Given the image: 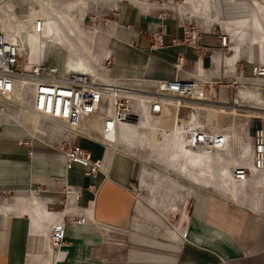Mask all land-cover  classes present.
I'll use <instances>...</instances> for the list:
<instances>
[{
    "label": "crops",
    "instance_id": "crops-1",
    "mask_svg": "<svg viewBox=\"0 0 264 264\" xmlns=\"http://www.w3.org/2000/svg\"><path fill=\"white\" fill-rule=\"evenodd\" d=\"M5 6L16 31L3 33L24 47L25 69L54 65L62 75L79 58L104 79L144 87L199 79L210 105L237 107L252 145L264 121V84L246 81L253 65L264 63V0H48L51 12L40 33L32 22L15 24L11 3ZM191 31L203 51L183 41ZM222 35L229 39L224 47ZM179 56L184 65L176 72ZM30 92L21 93L19 106L10 107L13 120L0 130V264H264V171L231 186L213 177L235 165L236 144L212 159L211 177L198 181L196 170L156 164L141 138L105 145L101 116L82 125L83 135L65 130V119L34 108ZM29 114L38 116L34 121ZM164 114L159 122L171 123ZM185 119L195 120L193 114ZM224 125L219 133L240 139ZM62 139L101 159L97 177L77 163L64 165L53 149ZM66 185L79 197L66 195ZM62 219L65 243L54 249L49 231Z\"/></svg>",
    "mask_w": 264,
    "mask_h": 264
},
{
    "label": "built area",
    "instance_id": "built-area-1",
    "mask_svg": "<svg viewBox=\"0 0 264 264\" xmlns=\"http://www.w3.org/2000/svg\"><path fill=\"white\" fill-rule=\"evenodd\" d=\"M150 1L155 4L159 0ZM42 26V20L36 19L35 32L40 33ZM197 39V32L191 31L187 33L183 41L203 51L196 45ZM228 40V35H222L220 37L221 46H226ZM152 46L156 47V44ZM183 65L184 58L179 56L175 71H181ZM258 77H264V63L253 65L252 76L246 82L255 85L264 84V81H257ZM112 81L113 84L128 85L127 82L124 83V80L113 79ZM100 82L102 81L97 76L82 71L66 69L62 75H57V68L54 65L37 64L25 69L21 60L19 43L0 30V130L8 121L13 120L7 114L4 105L15 98L17 86H20L23 93L31 91L33 106L37 111L52 119L64 118L67 122L64 129L73 131L76 135L84 134L82 123L91 115L101 116V130L108 139L113 137L121 123L138 122L145 111L157 117L165 113L167 108H171L175 111L173 124L185 129L184 133L189 137L188 145L192 149L212 147L213 141L208 127L198 123L197 120L182 123L178 117L181 108L194 110L196 108L190 106L191 103L203 98L199 92V79L174 77L167 80L150 81L147 86L137 89L122 88L135 90L136 97L120 87V89L106 88ZM108 93L111 95V100ZM139 96L143 99L137 98ZM109 102L112 113H104L103 110ZM104 144L110 146L109 141ZM53 149L62 155L66 167L77 163L85 168V175L89 178H95L100 173L101 159H91L90 153L79 145L62 139ZM32 153V145H30L28 154L32 155ZM251 166L255 170L264 171V121L252 135ZM250 174L251 169L242 164H237L232 169L234 181L248 180ZM89 188L94 190L92 185H89ZM64 192L66 195L73 194L76 197L80 195L79 190H74L67 185L64 187ZM80 221L81 219H77L72 223ZM64 227L65 221L62 219L50 228L49 242L54 249H59L65 243Z\"/></svg>",
    "mask_w": 264,
    "mask_h": 264
},
{
    "label": "bare ground",
    "instance_id": "bare-ground-1",
    "mask_svg": "<svg viewBox=\"0 0 264 264\" xmlns=\"http://www.w3.org/2000/svg\"><path fill=\"white\" fill-rule=\"evenodd\" d=\"M34 2V8H31L30 6V11L26 14V16H24V19H21L18 17L17 13H16V9H15V2H11V7L14 9L13 11V18H14V22L17 25H20L21 27H26L27 25L29 26L30 23H33V31H35V27H34V22L36 19H41L43 22V30L46 27L47 24V18L50 14V9L48 6V0H33ZM0 12L3 14V17L0 16V30L4 33H15L16 29L14 26V23L11 21V14L10 11L8 10V8L4 5V9H0ZM18 12V11H17ZM48 29V28H47ZM49 31V30H48ZM10 37V36H9ZM12 38L14 41L15 39L13 37ZM16 42V41H15ZM20 48V52H22L24 50V47L22 46V44L19 45ZM72 68L68 69V70H74V71H82L84 73L90 74L92 76H97V78L99 80H101L102 82H100L104 87L106 88H110V89H122V88H127V89H137V88H141L143 86L140 85V83H133V84H128V85H124V84H113V81L111 79H104L101 76H99L97 74L96 71H91L89 70V68L85 65V63L77 58L75 59L72 64H71ZM120 87V88H119ZM124 91L129 92L130 95H135V90H125L122 89ZM22 91H21V87L17 86V89L15 91V98L10 101L9 103L5 104V109L7 111V114L10 116V107H18L19 104H17V102L20 100V95H21ZM108 93V97L111 100V95ZM202 97L203 95L200 94ZM206 96V95H204ZM136 97V95H135ZM139 99H143L142 96L137 97ZM187 103V102H186ZM235 105L239 104V99H235V101L233 102ZM192 106L196 109L191 110L190 113L193 112V116L194 119L198 121V123H200L199 120V115H200V111H198L197 109H204V113L206 114L205 118H207V122L212 124L211 125V136H212V141H213V145L211 148H205V149H192L189 145H188V139L189 137L186 136L185 129L183 128H179L177 127V125L173 124V121L171 123H165L162 122L160 123V118L157 117H153L152 115L148 114L147 111H145L141 118L139 119L138 122H133V123H121L118 128L116 129L113 137H109L107 139V137L105 135H103L102 130H101V137L105 140V141H109L112 144H122V145H127L126 143H132V141L134 139L137 138H141L144 140L145 143V147L151 151H155L160 150L162 151V153L164 152L166 154L167 157H169L171 159V161L175 162L176 165H178V167H180V169H193L196 170L198 175L200 176V178H206V177H211V173H210V159L212 155H219L222 150H228L230 149V146L232 144V139L230 138L231 134H220L217 133L219 131H215L214 130V123L212 122V120L209 117V112L211 110H215L213 109L212 105H210V103L206 100L205 97H203L202 99L196 100L195 102L191 103ZM215 105V104H214ZM221 106V105H219ZM215 108V107H214ZM228 108V107H227ZM224 108H222L221 110H223ZM237 109V108H236ZM107 112L110 114L112 113V107L111 104L109 102V104L106 107ZM252 110V109H251ZM191 115V114H190ZM37 114H29L28 118H31L32 120H36L37 118ZM91 117H96V115H91L88 118L84 119L82 125L86 122V123H93L91 121ZM168 118L170 119H174L175 118V111L174 113L171 112L170 108H167L164 114V118H162L163 120H167ZM61 121L63 122L64 118L61 119H57V121ZM182 123L185 122V120H182ZM141 123V125H140ZM66 124L67 122H65V126L64 128H66ZM87 125V124H86ZM123 125V126H122ZM138 126V128H136V126ZM140 125V126H139ZM107 141V142H108ZM238 140H236L237 142ZM140 143V142H139ZM238 145V149L240 151V153L244 154L245 157H250L251 158V143L248 140L242 141L239 140L237 142ZM237 165V164H236ZM236 165H234L233 167H235ZM248 168L251 169V174L250 176L256 171L259 172L258 170L253 169V167L251 166V162L250 164H242ZM233 169V168H232ZM219 174H222V176L224 177L223 182L225 181H229L230 183L228 184V186L233 185L234 180L232 178V170H227L226 168H222L220 169V171L218 172ZM255 176V175H254ZM250 178V177H249ZM255 178V177H253ZM228 183V182H227ZM226 183V184H227ZM231 190V189H230Z\"/></svg>",
    "mask_w": 264,
    "mask_h": 264
},
{
    "label": "rangeland",
    "instance_id": "rangeland-1",
    "mask_svg": "<svg viewBox=\"0 0 264 264\" xmlns=\"http://www.w3.org/2000/svg\"><path fill=\"white\" fill-rule=\"evenodd\" d=\"M15 2L16 4H15V9H16V13H17V15H18V17L19 18H21V19H24L25 17L24 16H26V14L30 11V6H31V8H34V2H33V0H0V9H4V5L5 4H10L11 2ZM18 11V12H17ZM24 15V16H23ZM0 16H2L3 17V14L0 12ZM21 60H22V62H23V56H22V54H21ZM190 106H192V104L190 105ZM213 109H215V110H211L210 112H209V117H210V119L212 120V122L214 123V130L216 131V130H218L219 128H222L223 126H225L224 124H225V122H229V124H230V126H232V128L230 129V132H235V133H238L239 134V137H240V139L239 140H242V141H245V140H248L249 141V139H247V137H246V135L244 134L245 132H244V130H243V122H244V120H245V118L242 116V117H239L238 115V113L239 112H237L238 110L236 109L237 107H232V108H230V109H223V110H220L219 109V107H212ZM170 110H171V112L172 113H174V110L173 109H171L170 108ZM198 111H200V115H199V120H200V124H202V125H204L205 127H208V128H210V126L212 125H210V124H208V122H207V118H205V116H206V114L204 113L205 111H204V109L202 110V109H197ZM190 109L189 108H187V111H186V113H184V114H182V115H180V119H182V120H186L185 119V116L188 114V116H189V114H193V112L192 113H190ZM222 111V112H221ZM194 117V116H193ZM251 118V117H250ZM246 119H247V117H246ZM261 119V118H260ZM251 120V119H250ZM45 122H47V121H45ZM198 122V121H197ZM262 122V121H261ZM42 124H44V121H40L39 123H38V128L40 129V125H42ZM210 125V126H209ZM217 132V131H216ZM217 133H219V132H217ZM220 134H227V133H220ZM231 134V135H230ZM229 135L232 137L231 139H232V144H231V146H230V150H231V148H233V145L234 144H236V147H237V152H236V155H235V157H236V162H235V165L236 164H250V162H251V158L249 157H245V155L244 154H242V153H240V151H239V149H238V145H237V142L239 141H237L236 142V140L234 139V135L232 134V133H230ZM149 150V149H148ZM229 150V149H228ZM228 150H226V151H228ZM150 151V153H153V157H154V162L156 163V164H159V165H161V166H163V167H170V168H176V167H178V165H176V163L175 162H173V161H171V159L169 158V157H167L166 156V154L163 152L162 153V151H160V150H155V151H151V150H149ZM225 150H222V152L219 154V155H213V158H212V156H211V159H210V164H211V161H213L214 159H215V162H216V158H222V153L224 152ZM141 158L142 159H144L143 160V163L147 166V164L148 163H150V161H148L147 160V158H144L143 156H141ZM213 159V160H212ZM225 164H227V165H229L230 164V162L229 163H225ZM233 164H231L230 166H229V168L228 167H225L227 170H232V168H233ZM187 170H188V168H186ZM185 169V170H186ZM185 170L183 169V171H184V174L186 173L185 172ZM187 173H189V172H187ZM214 178H217L218 180H222L223 181V179H224V177L222 176V174H219L218 172H216V173H214V176H213ZM199 179H197L198 181L201 179L200 178V176L198 177ZM228 182V183H227ZM225 183H227L226 185L228 186V184L230 183L228 180L227 181H225Z\"/></svg>",
    "mask_w": 264,
    "mask_h": 264
},
{
    "label": "water",
    "instance_id": "water-1",
    "mask_svg": "<svg viewBox=\"0 0 264 264\" xmlns=\"http://www.w3.org/2000/svg\"><path fill=\"white\" fill-rule=\"evenodd\" d=\"M134 119H135V117H134Z\"/></svg>",
    "mask_w": 264,
    "mask_h": 264
}]
</instances>
